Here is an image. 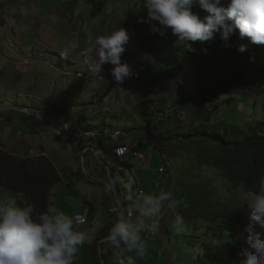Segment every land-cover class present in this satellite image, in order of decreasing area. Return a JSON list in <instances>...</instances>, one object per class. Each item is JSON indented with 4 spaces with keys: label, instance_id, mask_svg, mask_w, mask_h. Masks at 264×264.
I'll return each instance as SVG.
<instances>
[{
    "label": "trees",
    "instance_id": "16d2710c",
    "mask_svg": "<svg viewBox=\"0 0 264 264\" xmlns=\"http://www.w3.org/2000/svg\"><path fill=\"white\" fill-rule=\"evenodd\" d=\"M218 42L223 41L218 39ZM240 43L248 41L247 38L241 41L237 31L226 46L230 51V58L227 59L226 76L219 82V87H214L207 81L202 88H195L194 92L180 93L181 98L173 110L165 108L164 113L173 112L175 115L181 113L186 120L180 119L175 125L167 115L165 119L159 118L157 122L153 118L154 114L158 113V106L166 107V104L162 101L157 103V100H147L137 107L141 118L143 117V128L127 129L126 134L120 135L121 144L113 143L105 147L107 140L111 138L106 136L103 127L95 125L89 128L95 134V138L83 139L90 141L89 144L100 146L98 150L99 155H102V152L104 155L100 156V159L104 161L107 184V161L115 160L114 150L125 146L126 135L132 138L130 144L133 150L130 155L140 147L157 149L163 156L169 153L172 159V154L175 153L178 158L176 161L173 160L179 165V182L176 183L173 170L175 182L171 192L173 204L175 199H183L184 226L188 228L192 226L194 229L191 231L186 228L182 235L189 244H194V239L198 240V244L205 252L206 260L212 264H242L246 259L242 253L249 247L248 234L245 231L249 223V213L244 209L242 191L254 188L259 178L264 175V101L257 103L258 97L264 99V45L249 44L248 50L241 53L238 51ZM206 48L203 44L199 57L205 55ZM194 67H197V64ZM110 93L111 91H108L107 98ZM190 94L191 97L187 98ZM250 101L253 106L262 109L263 116L256 121L243 122L241 125L233 121L235 119L233 115L237 111L240 112L242 105L246 107ZM96 104L99 105L97 110L89 104L72 106L68 102L61 106L48 107L53 110L56 121L66 125L69 119L88 120L85 112L88 114L89 110H93L97 114L106 106L105 101H98ZM40 115L43 119L47 117L51 122L48 114L42 112ZM22 116L26 119L25 115ZM227 118H230V122ZM31 122L38 125L35 120ZM52 128L60 131L56 125H52ZM61 134L75 156L87 150L89 153L94 149L86 145L81 147L79 153L74 144L75 140L69 137L66 131ZM141 136L144 137V144L137 140L133 141L134 138ZM167 158L165 157L164 164L166 161L169 162ZM129 169H134V165ZM110 171L111 176L119 174L122 180L126 179L125 174L112 168ZM67 173L65 171L66 176L63 175L43 154L38 156L10 154L3 149L0 142V186L21 196V205L25 202L31 203L37 212L51 207L52 191L65 182L69 177ZM72 175L83 174L76 169ZM133 188L135 192L136 187ZM140 189L144 191L141 186ZM129 203L127 201L125 208L130 207ZM171 210L167 208L166 201L162 209L163 215L159 220L162 236L161 238L154 236L164 244H166L164 237L169 238L174 233L162 222L172 212ZM172 220H175L174 215ZM257 231L264 232V229L257 226ZM104 247L108 251V256L116 260L120 248L113 247L110 242ZM123 264L133 263L125 258Z\"/></svg>",
    "mask_w": 264,
    "mask_h": 264
},
{
    "label": "rangeland",
    "instance_id": "374dc122",
    "mask_svg": "<svg viewBox=\"0 0 264 264\" xmlns=\"http://www.w3.org/2000/svg\"><path fill=\"white\" fill-rule=\"evenodd\" d=\"M192 10L194 13L199 14L201 18L207 15V13L200 9L198 5H194ZM164 36L165 37L158 34L154 40V45L150 42H147L148 44L144 46L145 55H154L153 59L155 56L157 59H159L156 65V74H154V71L149 74L147 73L145 62L144 66H142L143 63L137 61L135 71L139 76H141L142 82L145 85L147 84L145 88H149L154 85L153 88L148 89V92H150L151 95H154L153 98H155L154 100H157V103H160L162 100L158 97V94L160 93L161 95V93L164 94V91H170V86L173 82V79H175V75L177 74L179 76L176 79V90L178 93L174 92L169 98L163 99L162 103H165L166 107H163L162 105L158 106V113L154 114L153 117L158 122L159 118L165 119L166 116L169 115L172 122L176 125L180 119L186 120L184 115L181 113L175 115L173 112L168 114L164 113L166 110L165 108L170 110L174 109V106L177 105L176 103L181 98L179 91L183 93L191 91L194 92L195 88H202L204 83L207 81L211 82L214 87L218 86L222 78H225L226 76V64L227 59L230 58V51L226 48L224 41L218 42V39H221L219 33H217L215 39L210 42H189L192 44L194 51H189L184 46L183 42H179L178 37L172 34L171 29H168L167 34ZM203 44H205V47L207 48L205 50V55L201 58L199 56L201 55L200 51L203 47ZM184 60L187 61V64L184 66V68L176 69L172 73L170 67L176 65V62H183ZM195 64H197V67H194ZM51 68L32 70L31 73H34V76L32 77L27 76L28 74L25 73V76L23 74V76H19L20 74L15 71L22 72V70H19L17 67H15V71L11 70V73H13L12 76L15 77L16 82H18V87L15 88L11 86L6 90L5 86L0 81V117L14 115L11 114L10 109H6L9 107H14L16 109H27L30 116L37 114L40 115L43 112L44 114H48L51 121L58 123V121L55 119V115L53 114V110L48 106H61L68 102V104L72 106H85L89 104L91 107H94L95 110H97L99 105L96 104L97 102H95V100L104 101L106 99L101 93L98 92L99 86L97 85L98 83L94 78H91L90 80H88V78H78L77 76L67 74V72H59L54 67ZM180 72L185 75L181 76ZM8 82L10 83V77ZM162 87L164 90H160ZM73 88L76 94H80V96H82L83 102H74V96L71 93ZM191 95L192 94L188 95L187 98H190ZM261 101H264V99L260 96L258 97L257 103L260 104ZM251 104L252 102L250 101L246 107L242 105L240 112L237 111L236 114L233 115V118H235L233 121L241 125L243 122L247 123L251 120L256 121L260 119L263 116L262 109L259 106H253V104L251 106ZM2 109L5 110L2 111ZM124 112H126V115L122 113L121 110L113 113L110 111L107 112V110L104 108L95 114L93 110H89L88 114L85 112L88 120H84L83 118H79L78 120L69 119L66 125H63V123L54 124L50 122L47 117L44 119H46L48 122H46L43 118L41 121H39L30 117L28 114L25 115L26 119L30 122L28 126L31 131H33L32 136H34L32 137L33 139L28 141V143L23 142L24 151L26 150L25 155L31 156L32 152H34L35 156L42 155L45 153L39 149V146L42 144L48 154L47 159L52 161L57 170L61 171L63 175L66 176L65 171H67L69 176L68 180L73 181L76 184L75 187H66V183L64 182L56 186L51 194L52 203H55L54 199L56 195V189L61 187L65 188V197H69L71 192H74V194L80 192L83 196L89 195L91 198H93L95 204L101 201L102 195L105 191L104 189L107 185V179L104 170L105 165L103 163L104 161L100 159V156L103 155V152L102 155H99L98 149H100V146H96V144H89L90 141H83V139L95 138V134H93L89 128L94 125L101 126L103 127L106 136L111 138V140H107L105 146L107 147L110 144L113 145L114 142L112 141L115 136L120 137L122 133H127V129L140 130L143 128V117L141 118V113L137 110V108L131 106ZM227 119L228 122H230V118ZM20 120H22V118L19 116L12 119L10 122L12 123V121ZM33 120H35L38 125H33L31 122ZM5 123L6 122L4 121L2 123L0 121L1 132H3V129H6L4 127ZM48 123H50V125ZM46 124L50 127H52V125L58 126L60 128V131L58 130L60 133L66 131L67 135L75 140L74 144L77 146L79 153L81 147L86 145H89L94 149H92L89 153L82 152L81 154H77L75 156L73 151L70 150L64 141L54 134ZM10 133L11 143L13 144H15L16 141L22 142L23 138L26 140V138L29 137L25 136V134H22L21 137L18 138L16 129H12ZM38 133H40L42 136L41 139L37 138ZM129 133H132V131H129ZM126 136V140H130L132 142V138L129 135ZM41 140H43V143ZM136 140L137 142H142L143 144L145 143L143 136L133 139V141ZM28 145H31V147H26ZM138 149L139 150H137L136 153L128 156V159L130 158V161L133 163L132 165H134L133 173L135 180L140 183V186L147 194H158L161 191L171 193L174 187L173 178L169 175L162 176L159 173L160 169L164 168L165 157H170V154L167 153L166 156H163V154L157 149L151 150L144 147H140ZM142 155L145 158L143 160L140 159V156ZM172 156L176 161L178 156H176L175 153H173ZM167 159H169V162L171 161L170 163L174 170L175 181L177 183L179 182V165L176 164V162H174L171 157ZM76 169L79 170L88 180H90L92 177H98L101 181H103V185H99L98 182L89 183L84 178V176L81 177L82 175H70V173L75 172ZM163 177H165L164 180H162ZM123 181L124 183L117 184V194L118 199L123 201L125 207L127 201L124 198L128 194L129 188L133 190L134 186L133 180L131 178L126 177V179ZM159 181H162L161 184L163 187L160 190H157L156 185L159 183ZM7 193L11 200L15 201L18 205H21V196L10 190ZM183 202V199H175L171 210L172 212H170L166 219L162 221L164 226L168 221L169 230L174 232L171 236H169V238L164 237L167 244V256L168 258H173L168 264H212L206 260L205 252L202 246L198 244V240L194 239V244H189L187 239H185L182 235V233H185L186 228L193 231L194 229L192 226L189 228L188 226H184V231L179 234L174 231L175 220H172V217L174 213H180V215H182L184 218V208L182 207ZM244 209L250 214V208L247 202H245ZM162 215L163 211L161 212L160 218ZM152 235V233H141L142 239L146 245V252L150 253L152 257L156 256L157 258V250L160 244L158 242V238L153 237ZM161 248H159L158 252L161 250ZM125 258H127L133 264H146L137 260V258L132 255L131 252L127 251V249L123 247L119 249L116 260L108 255H101L99 252L97 253V257H95V260L96 264H123ZM166 259L167 258L163 259L162 264H167ZM158 260V258L157 260L154 259L152 264H158Z\"/></svg>",
    "mask_w": 264,
    "mask_h": 264
},
{
    "label": "clouds",
    "instance_id": "9594fccd",
    "mask_svg": "<svg viewBox=\"0 0 264 264\" xmlns=\"http://www.w3.org/2000/svg\"><path fill=\"white\" fill-rule=\"evenodd\" d=\"M194 5L207 15L201 18L194 13ZM143 6L147 9V18L141 17V23L149 24L151 30L161 36L171 29L189 51H194L189 42H210L217 33L228 46L237 31L241 41L246 38L248 41L238 45L241 53L248 50L249 44L264 45V0H226V3L225 0H144ZM130 38L131 34L123 27L97 37V58L90 65L92 70L102 72L105 64L113 65L111 76L117 84L138 75L121 59ZM12 111L27 115L20 109ZM43 156L47 158L45 153ZM108 180L107 188L124 183L119 174ZM242 195L250 208L249 223L245 227L249 247L243 250L246 259L242 264H264V232L257 231V226L264 229V175L254 188L242 191ZM124 199L131 207L125 208L123 201L117 200L118 215L105 240L117 249L123 247L143 256L146 245L141 233H152L154 237L159 232L162 209L165 202L172 199V194L165 191L136 193L129 188ZM133 212L136 213L134 219ZM174 216V231L179 234L184 231V218L179 213ZM75 223L74 216L57 208L37 212L31 203L18 205L11 199L0 201V264H75L81 246L88 239L87 230L76 228ZM165 247L167 257V244ZM162 250L163 245L159 252ZM99 254L102 255V251Z\"/></svg>",
    "mask_w": 264,
    "mask_h": 264
},
{
    "label": "crops",
    "instance_id": "0c3cea01",
    "mask_svg": "<svg viewBox=\"0 0 264 264\" xmlns=\"http://www.w3.org/2000/svg\"><path fill=\"white\" fill-rule=\"evenodd\" d=\"M143 4L144 0H0V28L2 29L0 31L1 83L5 86L6 90L11 86L18 87V82H16L15 77L12 76L13 73H11V70L15 71V67L22 70V72L15 71L20 74L19 76L28 74L27 76L32 77L34 76V73H31L32 70L54 67L59 72H67V74L77 76L78 78L81 75L84 77L83 79H86L85 77L90 72H99L93 71L90 66L97 58L98 46L95 44L96 38L102 35H109L113 30L121 27L131 34L126 51L122 54V61L130 65L134 73H137L135 71L137 61L142 62V66H144L145 62L147 73L149 74L154 71V74H156V65L159 59L156 56L153 59L154 55H145L144 46L148 44L147 42L154 45V40L158 33H154L149 24L140 22L141 17L147 18V9L144 8ZM157 26H159L158 23ZM4 39L15 42L16 50L13 51L4 47L2 43ZM27 52H35L37 55H45V57L36 64L28 65L20 59V56H23ZM186 64V60L176 62V65L170 67L172 73L176 69H183ZM113 67L111 64H105L103 70L108 69L111 71ZM180 74L181 76L185 75L181 72ZM9 77L10 83L8 82ZM139 77V82H134L132 78L126 79L119 88L116 87L117 83L112 76L104 85L97 84L99 86L98 92L106 98L104 101L107 112L115 113L121 110L126 115L124 111L129 107L134 106L137 108L141 103L155 99L153 98L154 95L148 92V89L153 88L154 85L145 88L147 84L145 85L142 82L141 76ZM177 77L179 76L176 74L170 86V91H164V94L161 93V95L159 93V98L162 100L167 99L174 92L178 93L176 90ZM88 80L90 79L88 78ZM160 90H164L163 87ZM108 91H111V93L107 98ZM71 93L74 96V102H83L82 96L76 94L74 88ZM179 93L182 92L179 91ZM95 102H98V100H95ZM10 111L14 115L0 117L1 123L3 121L6 122L4 124L6 129H3V132L0 131V142L3 144V149L10 154L22 153L24 155L26 150L24 151L23 142L28 143L29 140L33 139V131L28 126L30 122L22 116L25 114ZM19 116L23 119L10 122ZM51 122L56 123L55 121ZM14 123H18V125H14ZM12 129H16L18 138L22 134L29 137L26 140L23 138L22 142L16 141L13 144L11 143L10 133ZM37 138H42L40 133H38ZM41 142L43 143V140ZM26 147H31V145ZM39 149L45 152L48 158V154L42 144L39 146ZM31 156H35L34 152L31 153ZM140 159H142L141 156ZM126 162L130 165L133 164L130 158H127ZM68 178L65 181L66 187H75L76 184L68 180ZM164 179L165 177L162 178V180ZM86 180L89 183L98 182L99 185H103V181L98 177ZM106 188L104 189L101 201L96 204L93 198L89 195L83 196L80 192L76 194L71 192L69 197H65L64 187L58 188L55 191V203L51 202L52 208L60 209L74 216V218L83 215L86 208H89L91 212L87 227H80L75 223L76 228L87 230L88 232V239L81 246L75 264H96V252L100 253L102 251V255H108V251L104 247L107 244L105 237L111 226L115 223L117 215L111 213L112 205L116 202V198L107 194ZM8 191V189L0 186L1 201L10 199ZM167 226L169 224H166ZM158 242L160 244L159 250L163 242L159 241V239ZM102 245L103 247L101 248ZM131 254L137 260L146 264H152L154 259L157 260L156 256L152 257L148 252H145L143 256H137L134 252H131ZM166 258L167 264L173 259L172 257L168 258V256ZM162 263L158 260V264Z\"/></svg>",
    "mask_w": 264,
    "mask_h": 264
},
{
    "label": "built area",
    "instance_id": "2783aa9c",
    "mask_svg": "<svg viewBox=\"0 0 264 264\" xmlns=\"http://www.w3.org/2000/svg\"><path fill=\"white\" fill-rule=\"evenodd\" d=\"M1 30L2 29L0 28V31ZM2 43H3L4 47H6V48H8L10 50H13V51L16 50L15 42L8 41V40L4 39V41H2ZM44 57H45V55H37L35 52H27V53L23 54V56L21 55L20 59H21V61L23 63L30 65L32 63L36 64L38 61L43 60ZM122 63H124V61H122ZM79 78H84V77L79 75ZM85 78H89V79L94 78L98 84L104 85L111 78V71H109L108 69H104L102 72H98V73L97 72H90L89 74H87V76ZM132 79H133L134 82H139L140 81V77L138 75H134L132 77ZM116 87L117 88L121 87V84H117ZM6 109H10V110L14 109L15 110L14 107L13 108L9 107V108H6ZM2 110H5V109H2ZM20 111L24 112L26 114H29V111L27 109H24V110L20 109ZM129 141L130 140H127L125 142V146L118 147V148H116L114 150L115 160L107 161V163H108L107 172L109 174L110 173V168H112V169L116 170L117 172L124 173L127 178H131L133 180V185L136 187V190H135L136 193H139V192L145 193L144 191H142L140 189L139 182L135 180L134 173H132L131 169H129V167L131 165L126 162L127 157L132 152V148H131V144H130L131 141L130 142ZM113 142L116 145L122 143L121 142V138L119 136H115L114 139H113ZM151 150H153V149H151ZM86 152H88V150ZM141 157H142V160H143L144 156H141ZM159 173L162 176L168 175V173H170L169 175L173 178V182H174L173 168H172L170 162L166 161V164H165L164 168L160 169ZM174 185H175V182H174ZM156 189L157 190L161 189L160 181L157 184ZM106 192L109 195L115 196L116 202H114L113 205H112L111 213H113L115 215H118L119 205L117 204L118 198H117V193L115 191V187L114 188H107ZM173 200H174V198L172 196V199L170 201H167V208L168 209L171 208V206L173 204ZM135 215H136V213L133 212L132 213V218L133 219L135 218ZM89 216H90V211H89L88 208H86L85 213L83 215L75 217L76 224L78 226H80V227L87 226L88 225ZM154 236H158V237L161 238V236H162L161 229L159 230V232L157 234H154ZM165 248H166L165 244H163V250L157 254V258L159 259V261H162L166 257Z\"/></svg>",
    "mask_w": 264,
    "mask_h": 264
},
{
    "label": "water",
    "instance_id": "95a60500",
    "mask_svg": "<svg viewBox=\"0 0 264 264\" xmlns=\"http://www.w3.org/2000/svg\"><path fill=\"white\" fill-rule=\"evenodd\" d=\"M40 120H42V118H40ZM47 125V124H46ZM48 126V125H47ZM48 128L54 133V134H56L58 137H60L63 141H64V143L67 145V141L65 140V138L63 137V135L59 132V131H56L55 129H53L52 127H50V126H48ZM69 148H70V150H72V148L69 146V145H67ZM110 176H111V174L109 173V175H108V177L110 178Z\"/></svg>",
    "mask_w": 264,
    "mask_h": 264
},
{
    "label": "bare ground",
    "instance_id": "6f19581e",
    "mask_svg": "<svg viewBox=\"0 0 264 264\" xmlns=\"http://www.w3.org/2000/svg\"><path fill=\"white\" fill-rule=\"evenodd\" d=\"M35 114V113H34ZM30 116V115H29ZM30 117H32V118H35V119H37V120H40V118H42L41 117V115H39V114H37V115H31ZM131 171H132V173H133V169H131ZM115 191H117V187H116V185H115ZM85 227V226H84Z\"/></svg>",
    "mask_w": 264,
    "mask_h": 264
},
{
    "label": "flooded vegetation",
    "instance_id": "af4514ba",
    "mask_svg": "<svg viewBox=\"0 0 264 264\" xmlns=\"http://www.w3.org/2000/svg\"><path fill=\"white\" fill-rule=\"evenodd\" d=\"M2 111H4V110H2Z\"/></svg>",
    "mask_w": 264,
    "mask_h": 264
}]
</instances>
